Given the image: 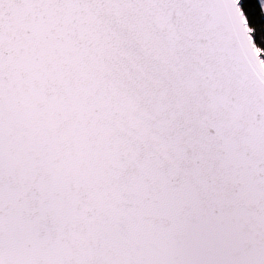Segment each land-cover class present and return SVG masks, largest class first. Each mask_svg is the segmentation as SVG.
Wrapping results in <instances>:
<instances>
[{
	"label": "snow or ice",
	"instance_id": "snow-or-ice-1",
	"mask_svg": "<svg viewBox=\"0 0 264 264\" xmlns=\"http://www.w3.org/2000/svg\"><path fill=\"white\" fill-rule=\"evenodd\" d=\"M0 264H264V0H0Z\"/></svg>",
	"mask_w": 264,
	"mask_h": 264
}]
</instances>
